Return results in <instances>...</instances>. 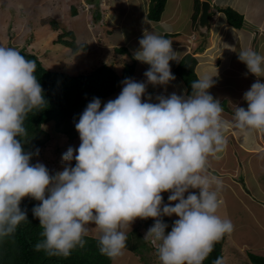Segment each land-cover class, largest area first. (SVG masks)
<instances>
[{"label":"clouds","instance_id":"9594fccd","mask_svg":"<svg viewBox=\"0 0 264 264\" xmlns=\"http://www.w3.org/2000/svg\"><path fill=\"white\" fill-rule=\"evenodd\" d=\"M138 43L134 59L150 66L145 80L125 78L103 107L98 97L87 103L75 122L79 146L67 148L63 169L55 172L32 162L39 149L23 146L29 114L47 106L36 62L0 46V238L29 223L20 206L25 198L39 201L32 214L42 239L34 247L49 255L68 257L83 248L94 226L100 253L118 258L128 239L122 228L151 218L145 238L158 243L161 264H204L234 231L232 220L218 214L223 181L208 171L209 159L226 151L230 128L264 130V54L240 49L239 61L257 79L243 94L247 107L231 102L233 118L226 120L210 93L214 77L193 80L191 95L173 92L153 102L147 87L176 79L170 67L176 52L172 40L148 30ZM165 217H177L170 231ZM212 264H224L223 257Z\"/></svg>","mask_w":264,"mask_h":264},{"label":"crops","instance_id":"0c3cea01","mask_svg":"<svg viewBox=\"0 0 264 264\" xmlns=\"http://www.w3.org/2000/svg\"><path fill=\"white\" fill-rule=\"evenodd\" d=\"M57 1H59L57 4H50L51 17L43 12H32V14L37 13L36 16L39 17L56 19L61 25L63 21L68 20L67 12L64 10L68 1ZM202 1L199 0L200 3ZM210 1L212 6L208 11L209 23L206 31L200 30L197 26L201 10L197 11L195 0H166L160 19L153 22L147 18L150 0H112V2L110 0L106 12L104 8L100 10V7L93 10L96 21L100 12L101 15H107L105 23L100 28L98 26L94 33L87 28L85 20L81 22L80 30L73 22L71 31L76 33L77 40L87 46L85 50L87 53L93 50L94 47L91 46L95 44L96 32L99 33V52L109 55L106 61L114 72L120 76L126 65L134 63L131 78L138 81L145 80L144 72L150 67L134 59V52L139 47L138 41L142 38L144 30L172 40L176 61L170 62V67L176 79L164 86L148 85L147 94L153 97V102L157 95L167 96L173 92L178 95H188L183 80L174 73L177 66L183 62L186 69L189 66L192 68L196 79L201 76L214 77L215 86L210 89V93L223 105L224 119L232 120L231 102L246 108L243 94L257 79L247 73L246 66L239 61V51L242 48H252L264 54V0ZM82 2L96 6L100 4V0ZM38 5H40L37 6L38 9H41L43 3ZM227 7L242 17L241 28L236 29L227 24L225 15L221 12V9ZM74 8L71 9V17L84 15L82 11L81 14L77 10V7ZM60 28L64 29L63 26ZM117 50H123L125 53ZM188 55L191 59L187 62ZM121 90L122 86L118 92ZM118 92L102 100V107L103 103L116 98ZM263 133L264 130H252L246 133L240 129L230 128L226 133L228 140L226 151L219 154V159H209L208 171L223 181L220 198L224 201V209H219L218 214L232 220L235 229L226 238L233 241L237 248L264 249L263 239L259 242L251 239V233L260 238L264 235ZM239 178H242V181ZM162 195L167 199L168 193ZM247 219L257 224L252 225L253 230L246 226L244 221ZM99 234L94 235L93 238L98 239ZM261 253L264 256V251Z\"/></svg>","mask_w":264,"mask_h":264},{"label":"trees","instance_id":"16d2710c","mask_svg":"<svg viewBox=\"0 0 264 264\" xmlns=\"http://www.w3.org/2000/svg\"><path fill=\"white\" fill-rule=\"evenodd\" d=\"M165 2L166 0H150L147 18L152 22L158 21ZM195 4L197 11H199V0H195ZM221 12L224 13L229 26L236 29L241 28L243 19L237 12L228 7L221 9ZM41 23L43 26L50 27L51 31L58 32L61 30L62 33L56 39L57 44L69 48L73 54L87 49L85 44H77L74 40V33L65 32L56 20L46 19ZM19 51L27 59L36 62L37 71L35 74L42 85L47 100V106L44 109L33 111L26 120L29 132L26 138L27 141L23 142L26 151H35L50 138L42 130V126L48 124L53 125V134L63 135L69 141L79 138V134L75 129V122L78 121L79 115L84 111L87 103L93 97H98L102 101L113 96L120 90L122 81L127 77H131L134 72L133 63L126 65L120 76L105 65L89 74L74 76L65 72L48 70L35 54L25 52L23 49ZM118 52L125 53L123 50ZM174 73L183 80L187 88V94L191 95V82L196 80L192 68L189 66L186 69L182 62L174 70ZM41 136H44V138L40 139ZM38 203L39 201L31 198H25L21 202V208L27 209L29 223L18 226L12 235L0 238V264H112L113 259H109L100 253L98 239L89 236L85 238V246L83 248L77 247L68 257L36 251L34 245L42 239V229L39 220L33 217L32 208ZM144 221L149 228L154 224V220L150 218ZM164 221L168 222L165 218ZM127 237L125 250L131 253L137 252L142 238L140 233L138 230L133 229ZM226 237L227 235L215 244L213 252L204 261V264H212L213 260L222 256V248ZM247 257L251 264H264L263 256L247 253Z\"/></svg>","mask_w":264,"mask_h":264},{"label":"rangeland","instance_id":"374dc122","mask_svg":"<svg viewBox=\"0 0 264 264\" xmlns=\"http://www.w3.org/2000/svg\"><path fill=\"white\" fill-rule=\"evenodd\" d=\"M63 1L65 2L66 0ZM67 1L68 2H66V7L64 10L67 12L68 20L63 21L64 23L62 22L61 25H59L63 26L65 32H72L71 29L73 28V22H75L77 29L80 30L82 26L81 22L85 20L87 28L93 33L98 29V26L100 28V26L105 23L107 15H101L100 12V16L96 21L94 14L95 12H93V10L100 7V10H103L102 8H104V11L106 12L108 10L107 8L109 7L108 4L110 3V0H100V5L93 6L91 10L89 9L88 5H85L84 7L82 1L86 2V0ZM57 2L59 1L0 0V46L14 47L17 50L23 49L25 52L33 53L46 69L51 71H61L74 76L79 74H89L103 65L110 67L108 61H106V59L109 58V55L104 52H99L98 49V39L100 38L99 33L96 32V39H94L96 46L95 44H92L91 48H94L92 51H90V53H87L86 51L82 53L81 51L73 54L69 48L67 49L63 45L57 44L56 39H58V35L62 33L61 30L56 33H51L52 31H50V27L48 28L46 25L43 26L41 23L47 18L43 16H36L37 13L35 15L32 14V12H43L47 13L51 17L52 13L50 7L53 4H57ZM42 3L43 5L40 7L41 9H38L40 6L38 4ZM76 7L80 13L81 11L83 12L85 17L84 15L80 14L77 17L75 16V18L71 17V9H76ZM85 8H88L89 10L86 9L88 10L86 11ZM59 16L61 17L60 13ZM38 24L40 25L38 26ZM74 34V40L76 43L79 45L84 44L80 40H77L76 33ZM120 92H118L116 95L118 96ZM42 130L48 134L50 138H48V140L45 141L43 145L39 146V155L35 156L32 162L43 163L50 170V172L60 171L64 166L62 154L69 146L77 148L79 146L80 140L77 138L75 140L69 141L63 135L53 134L52 124L42 126ZM43 138L44 136L40 137V139ZM74 164L75 161H73V166ZM51 167H53V169H51ZM239 180L242 181V178H239ZM164 200V202L167 203V199ZM220 209L223 210L224 206L222 205ZM165 219L168 221L167 223L170 226L168 231H170L171 225L173 221L177 219V217H165ZM244 222L251 230H253L252 225H257L256 223H253V220L251 219H247ZM145 224L146 223L144 219L138 218L132 222L131 225H125L122 228V230L125 231L127 235L132 229L138 230L142 237L139 242L140 247L135 253L124 250L123 255L113 259L112 264H161L158 258V243H154L150 237L145 238V235L149 229V227H147ZM92 227L93 230L88 236L93 238L94 235L99 234V232L94 226ZM251 239L256 242H259L262 239L264 241V235L263 238H260L255 236L254 233H251ZM261 251H264V249L262 248L258 250L255 248H237L233 241H231L229 238H226L222 248V257L224 264H251L247 257V253L263 256Z\"/></svg>","mask_w":264,"mask_h":264},{"label":"water","instance_id":"95a60500","mask_svg":"<svg viewBox=\"0 0 264 264\" xmlns=\"http://www.w3.org/2000/svg\"><path fill=\"white\" fill-rule=\"evenodd\" d=\"M210 9V1H202L201 2V11L198 18V28L202 31H206L209 23V14L208 11ZM191 59V56H187V62ZM262 138L264 140V133L262 134Z\"/></svg>","mask_w":264,"mask_h":264},{"label":"built area","instance_id":"2783aa9c","mask_svg":"<svg viewBox=\"0 0 264 264\" xmlns=\"http://www.w3.org/2000/svg\"><path fill=\"white\" fill-rule=\"evenodd\" d=\"M88 6H89V9L91 10V9H92V6H91V5H88ZM84 7H85V5H84ZM86 9H88V8H85V10H86ZM89 9H88V10H89ZM88 10H86V11H88Z\"/></svg>","mask_w":264,"mask_h":264}]
</instances>
